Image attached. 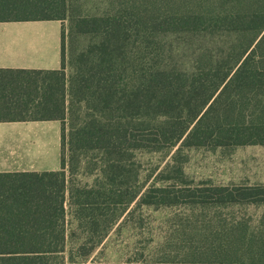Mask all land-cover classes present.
Returning <instances> with one entry per match:
<instances>
[{"label":"trees","instance_id":"1","mask_svg":"<svg viewBox=\"0 0 264 264\" xmlns=\"http://www.w3.org/2000/svg\"><path fill=\"white\" fill-rule=\"evenodd\" d=\"M114 4L70 20L69 34L90 40L75 50L69 75L65 29L60 68L0 67V122L59 120L62 143L59 170L0 172V264H68L70 216L89 232L103 224L101 236L107 235L121 215L113 205L138 196L125 201L130 157L138 151L264 144V0ZM69 9V0H0V22L64 21ZM218 36L228 37L227 54L204 43L188 61L174 55L178 37ZM67 149L99 152L106 181L70 186ZM167 179L174 182L149 189L142 201L259 207L258 225L246 230L242 218H233L222 239L224 247L246 245L252 256L257 248L259 261L247 264H264V185Z\"/></svg>","mask_w":264,"mask_h":264},{"label":"rangeland","instance_id":"2","mask_svg":"<svg viewBox=\"0 0 264 264\" xmlns=\"http://www.w3.org/2000/svg\"><path fill=\"white\" fill-rule=\"evenodd\" d=\"M119 1L129 3L132 0H69V17L66 20L12 21L9 22V30L52 36L61 35L62 29H65V60L69 75L72 72L71 60L76 55L75 50L81 49L90 40L86 36L69 34L70 20L85 14H103ZM178 39L175 41H180V45L173 48L174 55L182 56L185 61L190 60V54L197 56L199 47L204 43L216 53L225 52L228 43V37L219 36L210 40L200 37ZM43 43L46 44L47 41ZM20 53L28 54L26 51ZM184 66L188 64L185 63ZM39 123L46 125L42 130L31 128L29 141L23 140V133L21 143L24 151L16 155L23 164L36 162L38 167H44L45 170L61 169V121ZM66 156V173L70 186H95L98 182L106 181L99 152L87 151L79 155L67 149ZM130 158L128 166L131 177L126 186L129 196L125 201L130 199L132 192L137 191L138 196L127 204L113 205L114 212L121 211V215L104 237L101 236L103 224L99 225L97 233L91 229L89 232V226L82 228L80 220L70 216L72 224L69 225L67 249L68 252L72 251L73 257L67 260L68 264H84L90 260L128 264H247L259 261L257 248L252 249L255 253L252 256L246 245L237 249L235 248L239 244L224 247L226 225L231 219L242 218L246 230L252 228L251 224L258 225L261 209L253 203L229 208L213 204H187L184 200L171 204H158L155 201L147 204L142 198L149 189L174 182L166 181L170 180L167 178H178V183L192 185H264V144L230 147L177 145L158 151H138ZM180 170L185 175L181 176ZM222 238L225 239L224 243ZM85 252H88L86 256L83 255Z\"/></svg>","mask_w":264,"mask_h":264},{"label":"crops","instance_id":"3","mask_svg":"<svg viewBox=\"0 0 264 264\" xmlns=\"http://www.w3.org/2000/svg\"><path fill=\"white\" fill-rule=\"evenodd\" d=\"M9 22H0V67L13 68H44L57 69L61 67V35H33L9 30ZM47 43H43L44 41ZM26 51L28 54L20 52ZM34 121L0 122V172L15 171H46L37 163L23 164L16 155L23 150L21 140L29 141L32 129H41L46 124ZM15 129V130H13ZM10 130V131H9ZM47 151V149L45 148ZM57 170V169H55ZM59 170V169H58Z\"/></svg>","mask_w":264,"mask_h":264}]
</instances>
